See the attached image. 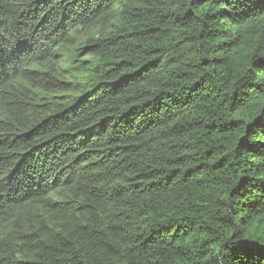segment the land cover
I'll use <instances>...</instances> for the list:
<instances>
[{"label": "trees", "instance_id": "16d2710c", "mask_svg": "<svg viewBox=\"0 0 264 264\" xmlns=\"http://www.w3.org/2000/svg\"><path fill=\"white\" fill-rule=\"evenodd\" d=\"M0 214V264H264V0H0Z\"/></svg>", "mask_w": 264, "mask_h": 264}, {"label": "bare ground", "instance_id": "6f19581e", "mask_svg": "<svg viewBox=\"0 0 264 264\" xmlns=\"http://www.w3.org/2000/svg\"><path fill=\"white\" fill-rule=\"evenodd\" d=\"M3 156V155H2ZM14 166V165H13ZM2 174V173H1ZM17 175V174H16ZM18 181V180H17ZM15 182V181H14ZM10 184V183H9ZM24 185V184H23ZM19 189V188H18ZM5 193H7V192H5ZM6 210V209H5ZM5 213V212H4ZM0 215H2V214H0ZM23 215V214H22ZM9 216H11L10 214H9ZM15 216V215H14ZM16 218V217H15ZM7 220V219H6ZM2 231V230H1Z\"/></svg>", "mask_w": 264, "mask_h": 264}]
</instances>
